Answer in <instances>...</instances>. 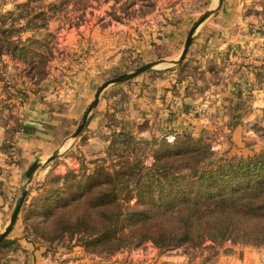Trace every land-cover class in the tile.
Returning a JSON list of instances; mask_svg holds the SVG:
<instances>
[{"label":"rangeland","instance_id":"rangeland-1","mask_svg":"<svg viewBox=\"0 0 264 264\" xmlns=\"http://www.w3.org/2000/svg\"><path fill=\"white\" fill-rule=\"evenodd\" d=\"M63 2L62 9L51 11L43 25L42 21L33 22L37 29L29 27L25 20L19 21L23 29L14 37L33 41L31 52L37 56L31 58V65L9 54L0 58V94L4 100L11 97L2 88V78L12 87V99L20 101V91L25 94L33 89L54 111H59L56 115L60 119L54 121L52 129L59 155L43 160V167L28 187L27 202L34 195L31 187L43 183L48 176L63 175L69 170L79 173L83 166L87 172L96 166L111 170L120 161L138 160L144 165L142 181L157 157L193 150L195 146L188 140H201L202 148L214 153L208 161L248 157L264 148V0H222L221 4L219 0H0V21L6 18L9 22L24 11L21 9L26 3L36 5L34 9L38 11L48 4L58 7ZM208 10L215 12L199 25L191 47L195 42L199 45L204 40L211 41L214 35L221 42L223 35L232 34L230 27L253 37V45L243 50L239 43H230L227 56L219 57L218 63L215 58L201 60L199 56H205L207 50L203 43L199 52L189 49L181 62H187L185 68L178 67L181 63L169 64L180 57L189 31ZM27 14L31 18V13ZM210 22L213 26L205 30L204 25ZM16 29L20 27L12 31ZM223 43L216 45L218 49ZM41 61L42 74H35L32 67ZM156 62L159 64L151 70L108 86L80 135L72 138L103 83ZM85 68L93 69L91 76L96 83L91 88L83 86L84 78L90 75ZM114 137H118L117 141ZM24 180L10 214L25 187ZM128 222L127 215L119 225L123 231ZM69 244L71 247L48 249L22 240L14 261L225 264V258L231 257L235 261L230 264H264V246L230 242L196 250H164L146 242L113 255H95L74 241Z\"/></svg>","mask_w":264,"mask_h":264},{"label":"trees","instance_id":"trees-1","mask_svg":"<svg viewBox=\"0 0 264 264\" xmlns=\"http://www.w3.org/2000/svg\"><path fill=\"white\" fill-rule=\"evenodd\" d=\"M64 3L58 7L48 4L38 11L36 5L26 3L24 11L9 22L3 18L0 58L9 54L31 65V58L37 56L31 52L33 41L14 37L23 29L19 21L37 29L33 22L43 25L48 14L61 10ZM17 25L20 30L12 31ZM185 63L178 67L185 68ZM43 66L39 62L33 72L42 74L39 68ZM2 80L4 92L12 97L9 81ZM20 93L22 99L27 97ZM118 137H114L116 141ZM187 143L195 148L157 157L142 181L144 165L127 159L111 170L96 166L87 172L83 166L79 173L69 170L48 176L31 187L34 195L27 202L28 193L16 224L0 242V264L21 249V240L48 249L71 247L69 243L74 241L95 255H113L146 242L164 250L214 248L226 242L264 246V148L248 157L208 161L214 153L203 149L201 140ZM5 147L11 156L13 144L8 142ZM127 215L129 224L123 231L119 225Z\"/></svg>","mask_w":264,"mask_h":264},{"label":"crops","instance_id":"crops-1","mask_svg":"<svg viewBox=\"0 0 264 264\" xmlns=\"http://www.w3.org/2000/svg\"><path fill=\"white\" fill-rule=\"evenodd\" d=\"M211 26H213L211 22L205 24L204 29L207 30ZM231 29L232 32L230 31L229 33L232 34L223 35L224 38L222 36L221 42L214 35L213 38H210L211 41L204 40L199 45L195 42L193 45L194 47H190V51L199 52L201 47H204L202 44L206 43L207 50L204 51L205 56H199L203 57L201 60L213 61L215 58L214 61L220 63L219 57L221 58L223 55L227 56L226 53L229 49V45H231L230 43H239L243 50L253 45V37L243 33L241 29L239 32L235 30L236 28L233 29L230 27L229 30ZM222 42H224L223 45L218 49L216 45H221ZM218 51H224L225 54ZM212 53H215L216 56L214 57ZM233 61L237 60L233 59ZM85 70L89 72L90 75L87 77L89 80L84 78L83 86H85V88H91L94 86V83H96V79L91 76L94 74L93 69L85 68ZM25 94L27 97L20 101L12 99L15 97L4 100V96L0 94V233L6 228L9 222L13 200L19 188L25 182L23 179H26L27 170L36 161L42 163L43 160H49L59 147L52 133L53 124H55L54 121L60 119V117L56 115L59 111H54L49 102L44 100V96L35 93L33 89L31 92H25ZM8 142L13 144V149H11V153H13L11 156L5 149V145ZM13 154L15 155L12 157ZM18 227L19 226H15V229ZM24 245H26L25 242ZM17 254L18 252L12 254L5 261V264H18V262L16 263V261H14V259L17 258ZM26 254H24V256ZM41 258L39 261L42 260ZM135 259L137 258L133 260L136 261ZM247 260L248 258H246V261ZM234 261L235 260L231 257L225 258V264L234 263ZM22 263L23 262H19V264Z\"/></svg>","mask_w":264,"mask_h":264},{"label":"water","instance_id":"water-1","mask_svg":"<svg viewBox=\"0 0 264 264\" xmlns=\"http://www.w3.org/2000/svg\"><path fill=\"white\" fill-rule=\"evenodd\" d=\"M219 3H222V0H219ZM215 12V10H208L204 16L199 20V22L197 24H195V26H193L191 28V30L188 33V36L186 38L185 44H184V48L182 50V53L180 55V57L177 60L171 61L169 64H174V65H178L180 64L186 57L193 41H194V36H195V32L197 30V28L199 27V25L201 23H203L206 19H208L211 15H213ZM157 64H159V62L156 63H150V64H146L144 66H141L137 69H135L134 71L130 72V73H126L123 75H120L116 78H113L111 80L106 81L105 83L102 84V86L97 90L91 104L89 105L87 111L85 112V114L83 115L80 124L77 128V130L74 132V134L72 135V138H76L80 135V133L82 132L83 128L85 127L86 123L88 122L90 116L92 115L93 111L97 108L100 98H101V94L103 93V91L110 85L112 84H117V83H122L125 82L127 80H130L144 72H147L149 70H151L153 67H155ZM59 155V152H55L53 154V156H51V158H49L50 160L55 159L57 156ZM43 167V163L36 161L34 164H32V166H30V168L27 170L26 172V184L25 187L23 188L21 195L16 203V206L10 216L9 222L6 226V228L0 233V242L12 231L14 225L16 224V220L18 217V214L20 212V209L22 207V205L24 204L26 197L28 195V187L29 185H31L35 174Z\"/></svg>","mask_w":264,"mask_h":264}]
</instances>
